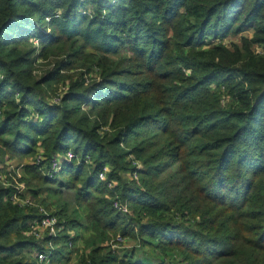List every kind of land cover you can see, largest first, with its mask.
Here are the masks:
<instances>
[{"label":"trees","instance_id":"16d2710c","mask_svg":"<svg viewBox=\"0 0 264 264\" xmlns=\"http://www.w3.org/2000/svg\"><path fill=\"white\" fill-rule=\"evenodd\" d=\"M248 30L241 46L225 43ZM40 58L52 67L38 76ZM37 147L31 193L72 189L89 212L59 209L66 229L41 242L26 234L39 211L0 188V264H37L30 250L53 239L61 264L67 230L84 226L94 233L76 264H264V0H0V162ZM69 150L77 158L48 173ZM118 234L154 261L105 244Z\"/></svg>","mask_w":264,"mask_h":264},{"label":"rangeland","instance_id":"374dc122","mask_svg":"<svg viewBox=\"0 0 264 264\" xmlns=\"http://www.w3.org/2000/svg\"><path fill=\"white\" fill-rule=\"evenodd\" d=\"M50 29V28H48ZM253 35V31L252 30H248L246 32H244L243 34H240L238 36H232L229 37L228 39L225 40V43L227 44V46L229 48H233V44H238V45H242V36H246V37H252ZM33 44L36 46L37 49H40L41 44L39 40H33L32 41ZM92 45V44H90ZM91 48V47H90ZM89 49V48H88ZM253 49H255L256 51H260V49L257 46H254ZM93 50V49H92ZM131 50L126 49V51L122 54V55H127V56H132V52H130ZM52 59V58H51ZM48 60H43L40 58L39 60V64H38V70H37V75L41 76L43 74V70L45 68H50L52 67V64H49ZM43 65L44 68H42ZM43 72H42V71ZM96 72H93L91 74L90 77H98L96 79H99L100 77V72L98 71L97 67H96ZM64 72L67 73H71L74 75V77H77L78 74L81 73H85L86 71L84 69H70V70H66ZM83 76V75H82ZM83 77L86 78V75H84ZM94 80V79H93ZM91 80H86V83H92L93 81ZM66 85L64 86H59L58 87V92L63 93L65 87H67V85H69L70 80H67ZM54 90L57 89V86H53ZM59 96V95H58ZM59 98V97H56ZM230 95L228 94H223V99H222V103L224 106H227L228 103L230 102ZM55 99V97H54ZM79 159V158H78ZM45 160V154H44V149L42 147H37L36 151L32 154V155H28L26 157H16V158H10L9 156H5L4 161L0 162V172L2 173V176L0 177V188H10L11 189V193H12V200L14 202V204L19 205L20 207H33L35 209H37L39 211V213L42 215V217L40 219H33L30 221V227H29V231L26 233L27 235L29 234L30 236L35 237L36 239L40 240L41 242L46 241L47 236H52L53 238L58 239L60 233H62L64 231V229H66L64 224H60V221L62 222H66V219L63 217H60V211L59 209H66L69 213V215L71 216H77L80 218H83L88 212V208L86 206H81L77 203L76 198H75V191H73L72 189H65L63 190V192L61 194H57L55 196H52L49 194L48 190L43 188L39 190V195L38 197L34 196L31 192H33V190H30V185L31 186H35L34 183H31L30 185L27 183V181H25L24 179H26V167H30V166H34V165H38L41 161ZM72 161V160H70ZM68 161V162H70ZM81 162V160H79ZM131 161L133 166H136L138 168H142L143 167V163L141 160L136 159L135 156H131ZM88 164L91 166L92 164V160L90 159V161H88ZM105 168H107L106 170V175H105V180L104 183L106 185L109 186V182H112V186H109L112 190L115 188V186L118 185V182L115 180H112L109 178V172H110V167L109 166H105ZM139 170V169H138ZM124 176L129 179L132 180L134 178H132V174L131 171L127 172L124 174ZM139 179V178H138ZM137 179V180H138ZM136 180V179H135ZM138 184L140 185V180L137 181ZM14 197V198H13ZM24 199H26L25 201H23ZM42 199H47V202H42ZM27 200H29L30 202H27ZM120 202H118L119 204L121 203L125 208L126 211H124L122 209L121 206H119L118 208L115 206V202L114 201V206L116 208V210L121 213L122 215H124L125 217H130V215L133 216V212L132 209L130 208V205L128 203V200H124V199H119ZM49 205V207H47ZM65 216V215H63ZM53 218L56 221V224L53 225V227L50 226H43L40 225V235H36L35 233H33V228L32 226L35 223H39L41 221L42 218ZM136 217V215L134 214V218ZM176 219V218H175ZM178 219V218H177ZM176 219V220H177ZM55 228V229H54ZM31 229V231H30ZM51 229H54V231H51ZM77 232H80V236L76 238ZM67 233L70 235V239L71 241L68 243V248L67 250L69 251L65 256H63L61 258V264H76L78 262V255L81 253L87 254L88 253V249H89V245H88V239L90 238V236L94 233L93 230L90 227H81L79 230L76 229H68ZM54 240V239H53ZM53 240H49L46 244H45V248H32L30 250V253L35 255L37 258V264H57L58 261L56 262H52V258L54 255V252H56L57 249H61L62 244L57 245L55 243H53ZM106 245H109L112 247V249L116 250L117 252H119L121 255H127L129 254L134 248L136 250H139L140 255L138 256V258L142 259V258H146L148 257L149 260H147V263H150V260L154 261L153 258L155 257V254L152 253L151 251H149L148 248L144 249L143 247L140 248L139 246H137L136 241L131 240L129 238H126L125 236L118 234L116 236H114L112 239H109L106 243ZM139 245V244H138ZM72 251L71 254H69ZM40 253H44L46 254V258H40ZM142 254V255H141ZM140 259V260H141ZM166 259V262H171V263H178L181 260V257L178 254H170ZM144 260V259H142Z\"/></svg>","mask_w":264,"mask_h":264},{"label":"built area","instance_id":"2783aa9c","mask_svg":"<svg viewBox=\"0 0 264 264\" xmlns=\"http://www.w3.org/2000/svg\"><path fill=\"white\" fill-rule=\"evenodd\" d=\"M56 101H58L59 100V98H56L55 99ZM75 158H77V155L73 152V150H69V151H67L66 153H65V155H58L57 157H55V159H54V162H53V165H52V168L50 169V170H48V173H51V172H55V171H57V170H59V168L61 167V164H62V162L63 161H70V160H73V159H75ZM87 161H90V158L89 157H87ZM64 163V162H63ZM106 170H107V168H105L104 169V171L103 172H101L100 174H99V177H100V179L101 180H105V175H106ZM131 174H132V178H134V179H138V172H136V171H134V172H131ZM2 176V173L0 172V177ZM112 182H109V186H112ZM14 198V197H13ZM26 199H24L23 201H25ZM27 202H30L29 200H27ZM118 202H120V200L118 199V200H116V202H115V206L118 208L119 206H121L122 207V209L124 210V211H126V208L120 203H118ZM54 224H56V221H55V219H53V218H42L41 219V221L38 223H35L33 226H32V228H33V233H35L36 235H40V228H39V226L40 225H43V226H50V227H53V225ZM55 229V228H54ZM54 229H51V231H54ZM31 231V230H30ZM46 258L47 256H46V254H44V253H40V258Z\"/></svg>","mask_w":264,"mask_h":264}]
</instances>
